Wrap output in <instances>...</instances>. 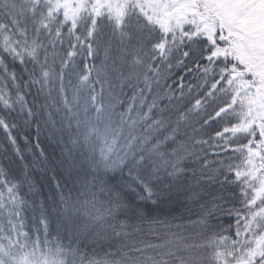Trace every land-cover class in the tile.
<instances>
[{
    "label": "snow or ice",
    "instance_id": "1",
    "mask_svg": "<svg viewBox=\"0 0 264 264\" xmlns=\"http://www.w3.org/2000/svg\"><path fill=\"white\" fill-rule=\"evenodd\" d=\"M0 264H264V0H0Z\"/></svg>",
    "mask_w": 264,
    "mask_h": 264
}]
</instances>
